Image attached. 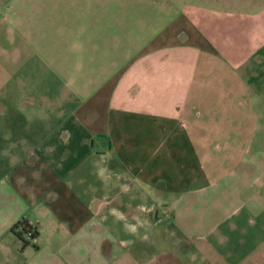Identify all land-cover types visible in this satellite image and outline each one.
<instances>
[{"label": "crops", "instance_id": "crops-1", "mask_svg": "<svg viewBox=\"0 0 264 264\" xmlns=\"http://www.w3.org/2000/svg\"><path fill=\"white\" fill-rule=\"evenodd\" d=\"M247 3L0 0V264H264Z\"/></svg>", "mask_w": 264, "mask_h": 264}, {"label": "rangeland", "instance_id": "rangeland-1", "mask_svg": "<svg viewBox=\"0 0 264 264\" xmlns=\"http://www.w3.org/2000/svg\"><path fill=\"white\" fill-rule=\"evenodd\" d=\"M214 6L218 7V5L215 4ZM221 10L225 11L224 9L218 8V11ZM232 11L234 18V20L232 19V23L234 27H230V29L233 30L234 38L239 37L240 32H243L245 36L252 38L254 34L253 27L264 23V0H248L246 5H238ZM227 14H229V12ZM218 17V20L215 21L213 26L216 27L217 32H224L226 29L224 27L222 28L220 25H224L225 21L220 20V15ZM241 22H243V30H240L237 27L241 25ZM215 27H213V29Z\"/></svg>", "mask_w": 264, "mask_h": 264}, {"label": "trees", "instance_id": "trees-1", "mask_svg": "<svg viewBox=\"0 0 264 264\" xmlns=\"http://www.w3.org/2000/svg\"><path fill=\"white\" fill-rule=\"evenodd\" d=\"M32 229L34 230V233H32L31 238L35 239L38 235V232L27 221H20L15 226L14 233L21 242L22 247H25L31 243V241L26 236L32 231Z\"/></svg>", "mask_w": 264, "mask_h": 264}, {"label": "built area", "instance_id": "built-area-1", "mask_svg": "<svg viewBox=\"0 0 264 264\" xmlns=\"http://www.w3.org/2000/svg\"><path fill=\"white\" fill-rule=\"evenodd\" d=\"M32 233H34V230H33V229H32V231H31L30 233H28L27 236H26L30 241L35 240V239H32V238H31Z\"/></svg>", "mask_w": 264, "mask_h": 264}]
</instances>
